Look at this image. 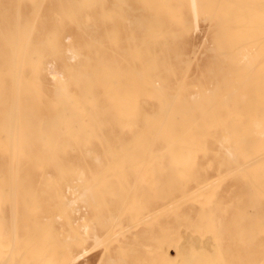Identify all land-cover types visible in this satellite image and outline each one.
<instances>
[{
	"label": "bare ground",
	"instance_id": "bare-ground-1",
	"mask_svg": "<svg viewBox=\"0 0 264 264\" xmlns=\"http://www.w3.org/2000/svg\"><path fill=\"white\" fill-rule=\"evenodd\" d=\"M261 20L264 0H0V264H52L54 237L76 263L102 221L128 230V190L154 232L113 264L264 253Z\"/></svg>",
	"mask_w": 264,
	"mask_h": 264
},
{
	"label": "rangeland",
	"instance_id": "rangeland-1",
	"mask_svg": "<svg viewBox=\"0 0 264 264\" xmlns=\"http://www.w3.org/2000/svg\"><path fill=\"white\" fill-rule=\"evenodd\" d=\"M137 5H138V3L132 2V4H131L132 10L135 9ZM129 14H131L132 16H137L138 10L135 9L132 12L130 11ZM261 21L263 22V25H264V21L263 20H261ZM202 22L203 21L198 22V30H196L195 32L192 33V42L196 46V47H194V50H193L195 58H198L199 56L202 57L204 55V53H203L204 47L203 46L206 45V44L202 43V40L204 39L203 34L205 33V28H206L205 22H203V23ZM256 24H260V21L258 22V20H257ZM198 46H200V47H198ZM259 46H260V43L258 44V42H256L255 48H258ZM197 48H198V50H197ZM127 192L128 193H125V195H124V198L126 197V199H125L126 209H128V206H131V205L137 207V208L135 207L136 209L133 208L130 211V213H132V215H133L132 216L133 219L131 220V223H130L131 225L128 228V230L126 229V231H124L122 234L119 233V234L115 235V237H114L113 236V232H114L113 229L114 228L113 229L110 228L109 222L106 223V225H105V222H107V220L102 219L105 222L102 221L101 224L99 223L98 227H99V230L101 232L100 237H101V239L104 237V239L102 240L104 242L101 243V241H100L99 243H101L102 245L99 244V245H96L94 247H92L91 242H87L85 244V247L89 249V252L86 255H84L83 258L79 259L74 264H113L112 260H111L112 256L115 258L123 256V253H122L123 250L122 249H124L125 243H128V244L130 243V244L134 245L136 242H140V241L141 242H147L148 237H150L149 235L153 234V232H154V217L150 216L151 211L149 209L139 208L137 202H135L138 199V196L136 193H133L134 190H130V191L128 190ZM64 193L67 197L69 196L68 192H64ZM126 195H128V197ZM82 211H83V209L80 208L79 212H82ZM139 221H141V222H139ZM105 226H107V228H105ZM108 229L112 232H109ZM107 231L109 232L108 234H107ZM63 232H62V234H64ZM103 232L105 233V235ZM102 233L104 236H102ZM110 235H112V237ZM123 235H125V238L123 237ZM105 236H108V239ZM100 237H99V239H100ZM59 240H61V239L54 237L53 240L48 241V244L54 248V251L52 252V254H49L50 257L52 256L51 257L52 258V264H56V263L57 264H66V263L71 264V262H69L67 256L62 258L61 254L56 250V248L59 247ZM122 240H123V242H122ZM103 244H105V246ZM132 247L134 248V246H129V250L131 249L130 251L128 250L130 252V254L133 252ZM104 250H107V251L104 252ZM130 254H127L128 255L127 258H129V256L131 257ZM133 254H134V252H133ZM215 254L218 255V259H217V256L215 258ZM263 254L264 253H252V252H250V249L248 248V249H229L226 251H221L220 253H214L213 256L215 259L214 262L219 261L220 264L221 263L222 264H247V263L249 264V262L250 263L254 262V260H252V259H254V258H252L253 255L259 256V255H263ZM64 258H66L65 261H63ZM108 259H110L111 261H109ZM219 262L217 264H219ZM255 263H257L256 260H255ZM117 264H141V263H139V262H134V263L117 262Z\"/></svg>",
	"mask_w": 264,
	"mask_h": 264
}]
</instances>
